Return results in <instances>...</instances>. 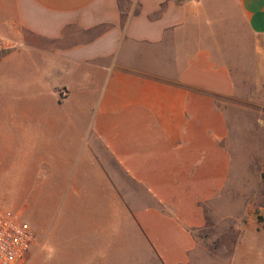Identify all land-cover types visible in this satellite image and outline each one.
Here are the masks:
<instances>
[{
    "label": "crops",
    "instance_id": "crops-1",
    "mask_svg": "<svg viewBox=\"0 0 264 264\" xmlns=\"http://www.w3.org/2000/svg\"><path fill=\"white\" fill-rule=\"evenodd\" d=\"M238 26L264 81V0H0L13 45L0 56V176L51 194L35 263L191 262L231 178L220 100L236 85L212 46ZM184 32L198 44L173 74L133 61ZM255 194L229 213L240 233L228 264H264Z\"/></svg>",
    "mask_w": 264,
    "mask_h": 264
},
{
    "label": "rangeland",
    "instance_id": "rangeland-1",
    "mask_svg": "<svg viewBox=\"0 0 264 264\" xmlns=\"http://www.w3.org/2000/svg\"><path fill=\"white\" fill-rule=\"evenodd\" d=\"M237 29L240 30L239 34L234 37L231 33L216 31L213 37L219 47L215 49L212 46L217 54L216 59L227 62L231 67L236 85L232 97L220 100L230 130L226 146L232 157L231 178L220 196L208 203L207 223L198 232L201 241L189 264H228L232 247L238 241L240 233V222L229 213L240 212L252 191H256V200L264 202V122L260 123V117L264 115V81L259 79L257 62L255 63L256 59L250 49L252 36L244 26H238ZM199 36L203 34L200 33ZM192 37V33L184 32L179 37L167 39L162 45L137 46L138 51L133 61L137 65L157 67L173 74L174 60L177 57L180 59L198 44ZM2 39L0 34V56L6 51ZM237 41H242L246 48L239 50ZM203 42L201 40L199 43ZM14 179L16 181L10 182L0 176V204L21 212L24 221L35 231L37 238L35 237L25 263L38 264L34 261V251L39 248L36 246L40 245L41 240L35 222H49L51 194L24 192L17 185V178ZM8 184L13 186H7ZM40 250L45 251L47 247ZM31 254L32 257L27 260ZM133 257L135 256H125L117 264H130Z\"/></svg>",
    "mask_w": 264,
    "mask_h": 264
},
{
    "label": "built area",
    "instance_id": "built-area-1",
    "mask_svg": "<svg viewBox=\"0 0 264 264\" xmlns=\"http://www.w3.org/2000/svg\"><path fill=\"white\" fill-rule=\"evenodd\" d=\"M2 45L6 50L13 46L4 38ZM34 242L35 233L22 213L0 204V264H26Z\"/></svg>",
    "mask_w": 264,
    "mask_h": 264
},
{
    "label": "trees",
    "instance_id": "trees-1",
    "mask_svg": "<svg viewBox=\"0 0 264 264\" xmlns=\"http://www.w3.org/2000/svg\"><path fill=\"white\" fill-rule=\"evenodd\" d=\"M8 51H9V49H7L6 51H4L3 54L6 53V52H8Z\"/></svg>",
    "mask_w": 264,
    "mask_h": 264
}]
</instances>
